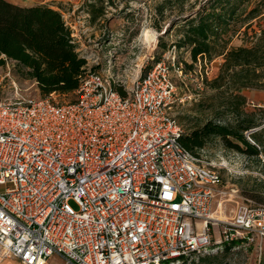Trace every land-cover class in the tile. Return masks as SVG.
<instances>
[{"label":"built area","instance_id":"2783aa9c","mask_svg":"<svg viewBox=\"0 0 264 264\" xmlns=\"http://www.w3.org/2000/svg\"><path fill=\"white\" fill-rule=\"evenodd\" d=\"M177 50L126 96L89 68L74 101L20 92L0 99V256L24 264H181L224 245L262 253L264 205H242L222 222L220 239L211 234L227 167L180 140L172 73L184 77L185 67ZM256 130L246 132L254 144Z\"/></svg>","mask_w":264,"mask_h":264},{"label":"trees","instance_id":"16d2710c","mask_svg":"<svg viewBox=\"0 0 264 264\" xmlns=\"http://www.w3.org/2000/svg\"><path fill=\"white\" fill-rule=\"evenodd\" d=\"M116 1L90 2L86 9L90 22L96 23L105 16L109 6H116ZM188 1L164 0L156 7L158 15L153 27L160 33L158 47L167 51L176 46L178 50L188 51L192 63L180 61L189 69L200 59L212 62L223 56L224 62L209 83L213 102L219 105L215 116L191 132L183 133L180 140L198 156L213 139L219 138L227 149L264 166V121L257 119L256 111L246 109L248 97L244 94L245 90L264 91V27L250 45L230 48L223 37L233 24L262 15L264 0L257 1L248 11L244 9L250 0H198L187 6ZM167 9L176 14L164 25ZM176 28L178 38L167 41L165 36ZM73 34L63 13L51 6L0 0V66L5 63L4 59L14 60L21 76L37 81L41 97L74 93L88 71L87 58L78 51ZM115 87L121 95H127L123 87ZM256 128L250 134L254 144L246 132Z\"/></svg>","mask_w":264,"mask_h":264},{"label":"rangeland","instance_id":"374dc122","mask_svg":"<svg viewBox=\"0 0 264 264\" xmlns=\"http://www.w3.org/2000/svg\"><path fill=\"white\" fill-rule=\"evenodd\" d=\"M21 5H48L64 15L65 20L71 25L77 37L80 53L87 58L88 69L98 70L109 75L113 84L130 90L134 83L149 71L153 65L163 59L164 51L158 47L160 33L153 27L158 4L164 0H136L127 3L117 0L116 6H109L108 13L96 23H91L86 9L93 0H10ZM198 0H189L187 6ZM202 1V0H199ZM259 0H250L246 5L248 11ZM176 11L166 10V18L162 24L166 25ZM246 16V12L242 14ZM250 24V26H249ZM264 27V13L248 22L240 21L233 24L223 37L228 41V47L250 45L255 41V34L259 35ZM145 32L149 38L146 39ZM178 38V28L165 36L169 42ZM178 59L183 63H192L188 51L177 50ZM5 63L0 66V99L12 97L20 92L22 95L42 96L37 81L21 76L18 73L16 62L12 59H4ZM224 57L219 56L212 62L200 59L193 69L185 67V76L180 77L173 72L174 80L178 86L177 102L173 113L183 126L184 133L202 126L206 121L213 118L219 108L217 102H213V91L210 81L219 71ZM257 90H245L248 97L246 109L249 112H257V119L264 121V91L258 92V96L250 93ZM50 98L57 102L74 101L77 94L53 93ZM261 102V103H259ZM206 159L222 163L226 170L221 173V180L216 187L213 209L221 220H216L215 225H210L214 240L221 238L224 221H230L237 209L242 205L252 208L264 205V166L263 163L227 149L222 140L213 139L206 148L201 151ZM73 206L76 204L72 202ZM215 223V222H214ZM201 227V226H199ZM213 246H216L214 244ZM255 247V248H254ZM255 251H253L254 249ZM252 251L253 264H260L263 257L258 248L252 245L248 248ZM251 249V250H250ZM242 250V249H241ZM242 251H239V253ZM251 253V254H252ZM249 255L243 251L242 256H233L231 245H224V251L214 255L201 257L200 259H184L181 264H242L249 263ZM252 257V255H251ZM247 258H249L247 260ZM257 259V260H256ZM250 262V263H251ZM262 264H264L262 262Z\"/></svg>","mask_w":264,"mask_h":264},{"label":"crops","instance_id":"0c3cea01","mask_svg":"<svg viewBox=\"0 0 264 264\" xmlns=\"http://www.w3.org/2000/svg\"><path fill=\"white\" fill-rule=\"evenodd\" d=\"M259 92V91H258ZM258 92H256V91H252L250 94V97L253 95V96H255V97H257L258 96ZM259 93H263L262 91H260ZM259 103H261V102H259ZM255 246V245H254ZM255 248V247H254ZM253 248V249H254ZM233 251V256H234V258L235 259H237V256L239 255V256H242V254H243V251L244 250H232ZM239 251H242V252H240L239 253ZM253 251H255V249L253 250ZM252 253V251H249L248 253H247V255H249L248 257L250 258H247V260L249 259V263H246V264H253L252 262H251V260H252V258H253V253ZM214 255V254H213ZM251 255H252V257H251ZM257 260V259H256ZM240 263H236V264H242L241 263V261L240 260H238ZM251 262V263H250ZM262 262L264 263V254H263V257L260 259V264H262ZM0 264H24L20 259H18V258H15V257H2V256H0ZM48 264H60L59 263V261L57 260V259H50L49 260V263Z\"/></svg>","mask_w":264,"mask_h":264},{"label":"bare ground","instance_id":"6f19581e","mask_svg":"<svg viewBox=\"0 0 264 264\" xmlns=\"http://www.w3.org/2000/svg\"><path fill=\"white\" fill-rule=\"evenodd\" d=\"M145 37H146V39L149 38V34H148V32H145ZM212 218H214V219H216V220H221V219L217 216V214H216L215 212L212 214Z\"/></svg>","mask_w":264,"mask_h":264}]
</instances>
